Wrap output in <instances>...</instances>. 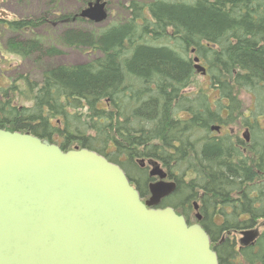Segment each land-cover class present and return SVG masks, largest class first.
Wrapping results in <instances>:
<instances>
[{
    "label": "trees",
    "instance_id": "16d2710c",
    "mask_svg": "<svg viewBox=\"0 0 264 264\" xmlns=\"http://www.w3.org/2000/svg\"><path fill=\"white\" fill-rule=\"evenodd\" d=\"M21 1L24 14L0 18V52L39 62L40 72L22 79L34 103L10 108L0 128L29 132L64 151L75 144L96 151L119 164L142 196L148 178H134L127 166L140 156L158 160L177 183L169 199L200 200L220 264H264V239L259 251H236L229 239L217 243L226 230L252 228L264 217V0H129L106 25L80 17L91 0L73 9L61 0L34 8ZM65 49L90 57L48 61ZM192 54L218 92L213 104L208 92L188 91L196 77ZM241 90L261 109L243 117L249 143L211 132L225 122L224 108L228 123L246 115ZM166 206L179 208L173 201L160 207ZM215 211L223 215L220 225L212 222Z\"/></svg>",
    "mask_w": 264,
    "mask_h": 264
},
{
    "label": "water",
    "instance_id": "95a60500",
    "mask_svg": "<svg viewBox=\"0 0 264 264\" xmlns=\"http://www.w3.org/2000/svg\"><path fill=\"white\" fill-rule=\"evenodd\" d=\"M79 15L103 23L107 2L89 1ZM194 61L205 75L200 58ZM138 162L159 179L145 201L104 155L0 128V264H220L202 214L190 224L173 207H160L177 183L158 160ZM260 226L264 221L241 231V246L254 244Z\"/></svg>",
    "mask_w": 264,
    "mask_h": 264
},
{
    "label": "rangeland",
    "instance_id": "374dc122",
    "mask_svg": "<svg viewBox=\"0 0 264 264\" xmlns=\"http://www.w3.org/2000/svg\"><path fill=\"white\" fill-rule=\"evenodd\" d=\"M30 1L32 4V7L34 8V5L41 6L42 2L45 0H30ZM61 1H62V4L68 5L72 9L77 8L81 4V0H61ZM104 1L107 2L109 17L105 21V23L104 22L102 23V25L103 24L106 25L108 22L117 21L118 17L122 13V6L126 4L129 0H104ZM21 14H24L23 1H21V4H19L17 0H0V18L2 17V18L11 20V19L18 18L19 15ZM193 56L195 57L196 55L192 54V57ZM89 57H90V54H88L85 51L75 50V49H65L64 53L61 56L54 58V59H49L48 61L52 63H55V62L82 63V62L87 61ZM31 64L33 65V68H31ZM199 64L204 67L206 66V64L202 61V59L199 61ZM32 71L35 72L33 76L35 78H38L39 72H40L39 62H35V66H34L31 60L22 59V58L16 57L14 54H9L6 52H4V56H3L0 52V75H3V76H0V111H1L0 118H4L5 116H7L5 114L10 108L19 109V107H28L34 103L33 99L31 98V91L29 89L27 90V88L22 83V79L24 75L25 76L30 75L29 77H32L31 76ZM18 75L19 77L16 80H19V81L13 80ZM210 86H211V82H210L209 74L207 73L206 75H203L202 73L196 71V77L192 85L189 87L188 91L197 93L198 91L203 90V91L208 92L210 99L212 101V104H213L216 99V96L218 95V92L211 89ZM238 95L241 100L242 106L245 109L244 113L248 117H251L250 116L251 113L249 111H253L254 109L255 111L257 110L261 111L259 107L255 106L254 98L249 92L245 90H241L238 93ZM1 108L3 110H1ZM223 115L224 116L228 115L227 110L223 112ZM243 117L245 118L246 116L240 117V115H235V122H232L231 124H228V125H223L225 126V128L222 129L223 132L229 131L232 134L231 137L233 138H236L237 135H239L240 137H243V134L246 130V126H245L246 123ZM262 120H264V116H262ZM262 123L264 124V122ZM54 139H56L57 141L63 140L61 138L59 139L57 135L54 136ZM73 146L80 147L79 144H75ZM140 158H148V157L146 156L135 157L134 165L130 164V166H127V167H129L130 169L129 171L134 176V178L138 179L140 176H143L144 179L148 178V181H147V184H148V182L152 181L153 179L155 180V178L150 177L149 173H150L151 168H149V166H146L145 168L139 166V164L136 161L137 159H140ZM149 195L150 193L148 192V195H146L147 198L149 197ZM170 197L171 196L166 198L162 203L166 202L167 204H171L172 201L177 203L179 206L178 212L182 214H187L191 219V223L196 222L193 202L197 201L198 203H200L199 202L200 200H190L188 204V203H185L186 201L185 200L183 201L181 197L177 198V195L173 199H169ZM182 203H184V205Z\"/></svg>",
    "mask_w": 264,
    "mask_h": 264
},
{
    "label": "flooded vegetation",
    "instance_id": "af4514ba",
    "mask_svg": "<svg viewBox=\"0 0 264 264\" xmlns=\"http://www.w3.org/2000/svg\"><path fill=\"white\" fill-rule=\"evenodd\" d=\"M0 76H3V75H0ZM27 76V75H26ZM19 77V75L17 76V77H15L13 80H15V81H19V80H16L17 78ZM24 77H25V75H24ZM13 107V106H12ZM19 109L20 110H22L23 109V107H19ZM225 110H227V113H228V109L227 108H224L223 110H222V112H224ZM1 112V111H0ZM247 118H248V116L247 115H245ZM227 117V118H226ZM223 118L225 119V122H218V123H216V124H214V125H217V126H219V129H214V130H212V128H211V132L213 133V135H215V136H223V135H226V134H228L230 137L232 136V134L228 131V132H223V130L222 129H224L225 128V126H223V125H228V124H231L232 122H227L226 120L228 119V115L227 116H224L223 115ZM224 123H227V124H224ZM245 126H246V130H245V132H244V134H243V137H240L239 135H237V137L235 138V139H233V140H239L240 141V143H242V141H245V143H249L250 141H251V130H250V127L247 125V124H245ZM247 134V136L249 137V140H247L246 139V137H245V135ZM243 150L244 151H246V147L245 148H243ZM151 157H148V158H143V159H145V161H147V160H149ZM140 159H142V158H140ZM138 164H139V166L140 167H143V168H145L147 165H145V166H141L140 165V163L138 162V159H137V161H136ZM150 175V174H149ZM151 177V176H150ZM153 178H155V177H153ZM167 180H171L170 178H169V176L167 177ZM154 181H157V178H155V180L153 179L152 181H150V182H148V184H147V189H148V192L150 193V183L151 182H154ZM134 185H136V183L135 182H132ZM140 192V191H139ZM175 193V192H174ZM173 193V194H174ZM141 194V193H140ZM173 194H171L170 196H172ZM146 195H148V194H144L143 196H142V198H143V200L145 201L146 199H148L149 197H150V195H149V197L147 198V196ZM193 208H194V210H195V217H196V213L198 212V211H200V207H199V209L198 210H196L195 209V207H194V202H193ZM184 215V217L187 219V221H188V223H190L191 224V219H190V217L187 215V214H183ZM204 215L202 214V220H201V224H202V221H203V219H204ZM223 215L222 214H220L219 212H213V215H212V222L215 224V225H220L222 222H223ZM264 221V217H262V218H260L259 220H258V222L252 227V228H256V227H258L259 225H260V223H262ZM203 225V224H202ZM248 229H251V228H248ZM244 230V229H243ZM241 231L242 230H234V229H229V230H226L224 233H222L220 236H219V239H218V244H222L226 239H229V241H230V243L231 244H233L234 245V247H235V249H236V251H241L242 249H245V248H249V247H252V248H255L256 250H261V248L263 249V247H262V245H260V243H259V241L261 240V239H264V226H260V236L258 237V239L254 242V244H251V245H249V246H241V244L239 243V239L241 238ZM238 236H239V238H238ZM212 241V240H211ZM212 247L214 248V242L212 241ZM240 260V259H239Z\"/></svg>",
    "mask_w": 264,
    "mask_h": 264
},
{
    "label": "bare ground",
    "instance_id": "6f19581e",
    "mask_svg": "<svg viewBox=\"0 0 264 264\" xmlns=\"http://www.w3.org/2000/svg\"><path fill=\"white\" fill-rule=\"evenodd\" d=\"M195 64H196V62H195ZM194 66H195V65H194ZM205 68H206V66H205ZM195 69H196V67H195ZM196 71L199 72L197 69H196ZM206 71H207V68H206ZM200 73H201V72H200ZM206 74H207V73H206ZM206 74H205V75H206Z\"/></svg>",
    "mask_w": 264,
    "mask_h": 264
}]
</instances>
